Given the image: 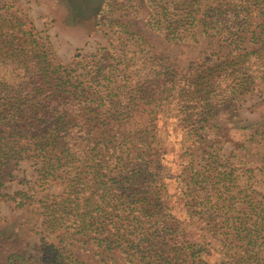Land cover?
<instances>
[{"label":"trees","instance_id":"obj_1","mask_svg":"<svg viewBox=\"0 0 264 264\" xmlns=\"http://www.w3.org/2000/svg\"><path fill=\"white\" fill-rule=\"evenodd\" d=\"M145 2L149 28L168 41L194 40L202 23L231 57L182 73L131 29V0H103L98 26L121 44L110 40L108 59L94 55L83 79L0 6V188L21 160L62 187L36 201L57 241L33 254L14 236L0 240V264H90L74 241L119 264H264V125L234 126L228 159L210 128L264 81V45L242 46L245 34H264V0L204 13L202 0Z\"/></svg>","mask_w":264,"mask_h":264},{"label":"rangeland","instance_id":"obj_2","mask_svg":"<svg viewBox=\"0 0 264 264\" xmlns=\"http://www.w3.org/2000/svg\"><path fill=\"white\" fill-rule=\"evenodd\" d=\"M102 2L103 0H0V6L4 12L14 13L31 22L38 32L40 42L53 56L65 65L77 64L75 73L81 74L80 78L89 79L90 66L87 64L92 62L93 56L97 55L95 60L108 59L110 40L113 39L118 48L121 44V41L114 39L115 35L111 30L98 26L96 14ZM222 2L228 0H202V13ZM131 4L133 9L129 12L133 13L125 16L130 20L131 29L144 37L161 57L180 72L185 73L192 62L213 65L218 62V57H231L230 44L204 34L202 23L197 27L194 40L171 42L149 28V10L145 0H131ZM252 21L258 20L253 18ZM243 40L242 46L251 50L264 45V34L259 31L257 39H253L251 33H247ZM76 54L82 55L76 57ZM263 105L264 81L239 96L228 119L222 116L221 118H225L223 120L218 115L211 121L212 136L218 135L215 148L222 159H228L237 146V133L232 131L234 126L264 125ZM35 163L32 160L13 162L0 188V240L14 236L18 243L33 254L44 244L57 241L56 234L42 231V219L36 201L62 190L57 182L43 183ZM19 192L27 195L23 199V205H19L15 199ZM72 251L90 264H119L118 255L107 256L92 245L74 241Z\"/></svg>","mask_w":264,"mask_h":264}]
</instances>
